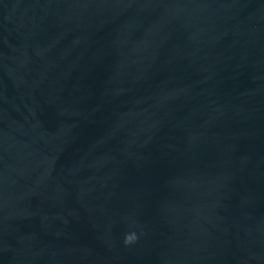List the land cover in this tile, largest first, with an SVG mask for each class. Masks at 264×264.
Instances as JSON below:
<instances>
[{
    "label": "water",
    "instance_id": "water-1",
    "mask_svg": "<svg viewBox=\"0 0 264 264\" xmlns=\"http://www.w3.org/2000/svg\"><path fill=\"white\" fill-rule=\"evenodd\" d=\"M0 264H264V0H0Z\"/></svg>",
    "mask_w": 264,
    "mask_h": 264
},
{
    "label": "clouds",
    "instance_id": "clouds-1",
    "mask_svg": "<svg viewBox=\"0 0 264 264\" xmlns=\"http://www.w3.org/2000/svg\"><path fill=\"white\" fill-rule=\"evenodd\" d=\"M136 239H137V236L135 233H129L125 236L124 243L125 245H128V244L135 242Z\"/></svg>",
    "mask_w": 264,
    "mask_h": 264
}]
</instances>
